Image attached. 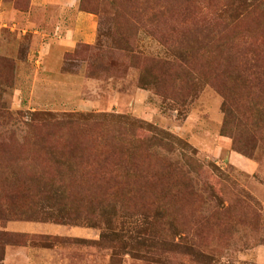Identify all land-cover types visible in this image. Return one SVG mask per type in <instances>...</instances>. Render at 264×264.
Listing matches in <instances>:
<instances>
[{
    "label": "rangeland",
    "instance_id": "rangeland-1",
    "mask_svg": "<svg viewBox=\"0 0 264 264\" xmlns=\"http://www.w3.org/2000/svg\"><path fill=\"white\" fill-rule=\"evenodd\" d=\"M262 245L264 0H0V264Z\"/></svg>",
    "mask_w": 264,
    "mask_h": 264
},
{
    "label": "crops",
    "instance_id": "crops-1",
    "mask_svg": "<svg viewBox=\"0 0 264 264\" xmlns=\"http://www.w3.org/2000/svg\"><path fill=\"white\" fill-rule=\"evenodd\" d=\"M77 19L78 22H85L86 25H91V23L93 22V19L90 18L87 14L81 13L79 12L77 14ZM74 36H78V33L75 32ZM55 228V227H53ZM58 231L60 233L67 232V229L63 228V227H59ZM70 230H68L69 232ZM28 248L26 247H22V248H15L14 250H10L8 251L5 259H6V264H67L65 259H61V256L58 255L57 257H55V259L50 262V259L53 258L51 254L46 252H43L42 254H48L47 257H44L43 262L41 263L40 261H37L36 258L30 254L29 250L27 252ZM250 256L249 258H251V262L253 264H264V245L262 246H257L254 247L251 251H250ZM58 261V262H57Z\"/></svg>",
    "mask_w": 264,
    "mask_h": 264
}]
</instances>
